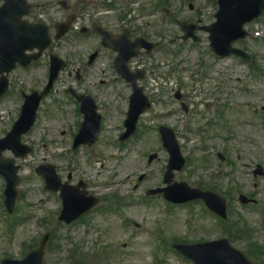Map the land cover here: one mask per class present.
<instances>
[{"label": "rangeland", "instance_id": "rangeland-1", "mask_svg": "<svg viewBox=\"0 0 264 264\" xmlns=\"http://www.w3.org/2000/svg\"><path fill=\"white\" fill-rule=\"evenodd\" d=\"M47 1L50 5L56 3V0ZM70 1L73 11L82 14L81 22L85 14H95L98 18H109L108 22L117 29L124 25L133 35L162 42L161 49L133 63L142 64L150 71L144 86L153 97L154 107L141 119V135L119 146L117 140L124 129L126 115L121 102L114 97L125 98L131 91L129 85L109 72L104 65L105 59L78 81L75 78L76 56L73 55L86 53L85 48L89 46L72 43L70 38L63 40L55 50L70 60L68 68L73 75L61 74L55 97L62 87L73 82L80 89L93 91L105 110L103 131L95 144L80 146L72 152L71 130H76L82 116L75 115L71 104L70 113L65 107L56 110L52 105L49 114V104L43 107L38 125L23 139L34 145V150L17 160L20 164L19 195L11 215L3 205L6 182L0 175V261L4 257H24L28 250L37 246L46 231L53 230L56 235L48 243L47 264L75 261L82 264H193L171 249L165 251L171 243L170 238H213L221 236L225 230L216 217L205 210L201 200L175 207L156 196L146 198L147 189L161 184L168 159L157 131V126L164 123L175 127L183 153L192 159L190 165L177 173V179L222 193L228 200V222L234 223L236 229L232 242L247 252H252L255 244L264 249V175H253L258 164L264 166V110L261 109L264 106V16L248 25L251 36L238 43L256 58L254 69L238 57L214 55L207 33L203 31H198L201 37L198 42L179 39L182 30L177 20L197 24L212 22L216 0ZM49 14L50 18L62 17V13ZM41 67L13 73V88L0 101V136L7 133L20 113L19 90L41 85L36 76L42 71ZM102 68H106L110 76L106 84L99 82ZM178 89L183 94L181 100L191 106L188 113L177 100ZM205 115L211 121L208 126H205ZM190 122L192 128L196 126L193 122L204 123L199 127L205 132L192 133V128L187 129ZM153 151H157L159 157L150 164L147 158ZM219 152L225 155L224 161L218 157ZM5 154L13 156L10 151ZM204 156L208 158L207 163L201 164L199 159ZM45 160L56 164L62 176L67 177L72 169L74 179L82 177L91 181L94 192L103 196L117 193L132 204L118 213L105 215L106 211H97L76 225L60 224L57 220L60 199L44 189L43 178L35 172V167ZM141 173H145L146 179L135 191L133 186ZM236 192L256 198L257 203L242 206L234 197ZM238 216L243 221L234 222ZM9 221L11 237L7 230ZM261 257L254 256L256 264H263L264 256Z\"/></svg>", "mask_w": 264, "mask_h": 264}, {"label": "water", "instance_id": "water-1", "mask_svg": "<svg viewBox=\"0 0 264 264\" xmlns=\"http://www.w3.org/2000/svg\"><path fill=\"white\" fill-rule=\"evenodd\" d=\"M219 4L220 10L216 15L218 20L211 26L207 27V30L211 32L210 39L212 41V47L221 55L231 52H237L244 55L241 50L233 48L231 44L234 40L243 37L246 34L243 29L244 24L253 20L262 12L264 9V0H219ZM5 7H9V2L6 3ZM40 44L45 46L48 44V41H41ZM28 99L29 100L25 105L22 117L15 124L14 129L9 133L7 138L0 140V169L4 172L8 179L7 194L10 203H13L17 192V167L14 166L13 160L3 158L1 153L6 147L13 148L17 154L26 153L27 149H23L20 146V135L27 131L33 123L35 109L40 97L32 95L29 96ZM46 175L49 187L55 189L61 188L63 191L65 199L64 204L66 207L64 213L71 216L75 215L78 212V209L75 207L76 210L73 208L69 211V208L70 205H73L81 198L80 195L69 189L68 186L62 185L54 176L53 172L51 175L49 173H46ZM194 196H196V194L172 198L184 200ZM179 248L184 253L191 256L197 264H237V259L240 255L242 256V253L234 249L227 240L214 241L206 244L179 246ZM43 250L44 243L40 249L33 251L26 259L22 261L6 260L3 264H43Z\"/></svg>", "mask_w": 264, "mask_h": 264}, {"label": "flooded vegetation", "instance_id": "flooded-vegetation-1", "mask_svg": "<svg viewBox=\"0 0 264 264\" xmlns=\"http://www.w3.org/2000/svg\"><path fill=\"white\" fill-rule=\"evenodd\" d=\"M44 6H45L44 3H36V5H34V6L32 7V9H31L30 17H31L32 19L39 18V16H35V17H34V15H36V14L38 13V11L43 12V10L45 9ZM41 16H42V15H41ZM116 33H118V32H116ZM102 49L109 51V53H112V54H111V55H112L111 59L114 57V55H115V52H114V51H112V50H110V49H107V48H102ZM109 59H110V58H109Z\"/></svg>", "mask_w": 264, "mask_h": 264}]
</instances>
